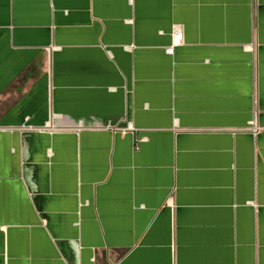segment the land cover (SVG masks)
Returning <instances> with one entry per match:
<instances>
[{"label":"crops","instance_id":"obj_1","mask_svg":"<svg viewBox=\"0 0 264 264\" xmlns=\"http://www.w3.org/2000/svg\"><path fill=\"white\" fill-rule=\"evenodd\" d=\"M0 264H264V0H0Z\"/></svg>","mask_w":264,"mask_h":264},{"label":"built area","instance_id":"obj_2","mask_svg":"<svg viewBox=\"0 0 264 264\" xmlns=\"http://www.w3.org/2000/svg\"><path fill=\"white\" fill-rule=\"evenodd\" d=\"M184 42L185 35L183 26L179 24L174 25L171 34V45L166 49V54L170 56L174 55L176 49L182 47ZM110 128L114 131H121L124 133L135 131L134 124L132 123H129L125 128H118L115 126H110ZM261 129L262 128L258 125L257 116L255 114L245 131L256 135L261 131Z\"/></svg>","mask_w":264,"mask_h":264}]
</instances>
